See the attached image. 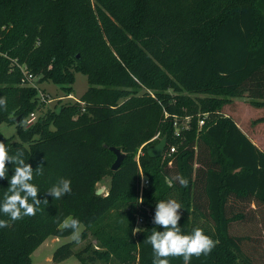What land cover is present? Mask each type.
<instances>
[{"label": "trees", "instance_id": "trees-1", "mask_svg": "<svg viewBox=\"0 0 264 264\" xmlns=\"http://www.w3.org/2000/svg\"><path fill=\"white\" fill-rule=\"evenodd\" d=\"M14 60L67 97L78 72L89 88L80 102L24 129L38 90L22 86ZM246 92L264 100V0H0V98L7 100L0 126L18 131L17 141L0 131V142L13 155L22 151L33 169L43 164V175L34 174L32 183L38 198L48 200L22 220L0 213L10 225L0 228V264H35L32 255L47 238L73 236L61 227L68 217L85 227L80 238L91 232L104 251L87 256L90 246L74 252L69 242L55 251L53 263L74 256L96 264L113 256L121 264H152V247L144 241L163 230L153 218L157 202L168 199L182 206L183 234L201 228L218 242L190 264H252L241 239L230 234L244 215L228 216L227 209L231 199L264 205V152L219 113ZM187 117L189 128L176 134L175 118L181 124ZM157 134L167 136L168 145L164 156L151 158L147 147L157 145L150 142ZM111 147L125 154L117 171ZM171 147L176 152L168 155ZM7 168L0 203L15 165ZM140 172L149 182L141 204ZM107 176L108 195H97ZM62 177L71 180L72 192L54 199L48 191ZM113 211L119 214L114 225ZM139 215L146 223L134 236ZM169 261L184 264L183 257Z\"/></svg>", "mask_w": 264, "mask_h": 264}, {"label": "rangeland", "instance_id": "rangeland-1", "mask_svg": "<svg viewBox=\"0 0 264 264\" xmlns=\"http://www.w3.org/2000/svg\"><path fill=\"white\" fill-rule=\"evenodd\" d=\"M34 83L38 90L37 106L35 108V111L33 112L35 113L36 120L31 125H29V116L22 124L24 129L30 128L35 123H37L38 120L46 118L55 110H57V112L59 109L62 111V106L68 103H75L77 102V100L80 101L81 97L86 93L89 88L87 76L80 72L75 74L73 97H67L62 87L55 85L51 82H40V80L37 79ZM258 102L262 103L264 102V100L255 99L253 97V93L246 92L240 97L230 98L229 102L222 107L219 113L225 117L232 118L240 127V129L245 134L247 133L251 139H253V131L258 126L260 121H264V106H257L256 103ZM183 123L186 124V126L189 125L187 121ZM0 131L6 138H11L15 141L18 140V131L16 125L2 124L0 126ZM157 140H161L160 134L158 139L150 142L153 143ZM143 176L145 180H148V178L144 174ZM110 182L111 177L107 176L97 185V189L104 188L102 195L106 196L108 194ZM147 187L148 185L144 186V190ZM141 189L142 175L138 188L139 204L142 203L140 197ZM227 214L228 216H233L235 214L244 215V219L233 222L231 224L230 234L241 239L240 244L242 247V251L244 255L251 260L252 264H264V205H256L254 203L250 204V202H243L242 200L236 201L234 199H231L227 209ZM118 216L119 214L117 211H113L111 213L110 223L112 225L115 224ZM140 219H143L142 216L139 215L138 217H136L134 236L139 235V233L144 228V224L146 223L145 219H143V222H141ZM84 230L85 227L81 226L79 242H77L73 238V236L66 239L59 238L57 241L56 237L47 238L46 241L33 253V262L35 264H55L52 261L53 254L58 248L69 242H75L74 252H80L81 250H84L86 247L90 246L89 251L84 253L87 256L94 255V253H92L94 250L98 252L104 251L96 236H94L91 232H88L85 237L80 238V235ZM58 264L81 263L76 257L73 256L68 260ZM96 264L121 263L115 257L111 256L108 261H97Z\"/></svg>", "mask_w": 264, "mask_h": 264}, {"label": "clouds", "instance_id": "clouds-1", "mask_svg": "<svg viewBox=\"0 0 264 264\" xmlns=\"http://www.w3.org/2000/svg\"><path fill=\"white\" fill-rule=\"evenodd\" d=\"M0 107L6 109V98H0ZM10 162L15 165L14 175L10 179V187L4 195L3 202L0 203V213L10 217L12 221L22 220L25 216H35L40 210L41 203H48L47 199L42 201L38 198L39 189L32 183L34 174L43 175V164L33 169L32 165L23 159L22 151L13 155L9 147L0 142V179L8 178L7 164ZM174 179L182 187L188 186V180L183 176L177 174ZM71 192V180L62 177L48 194L54 199H60ZM181 208V204L175 199L157 202L153 223L163 230H154L144 241L152 247L154 257L152 264H170V257H183L184 264H190L193 256L199 258L201 255H209L216 247L218 242L206 235L201 228H195L190 234L182 233L179 225ZM9 226L8 221L0 220V228ZM61 227L71 229L73 238L79 242L81 222L78 219L65 218Z\"/></svg>", "mask_w": 264, "mask_h": 264}, {"label": "built area", "instance_id": "built-area-1", "mask_svg": "<svg viewBox=\"0 0 264 264\" xmlns=\"http://www.w3.org/2000/svg\"><path fill=\"white\" fill-rule=\"evenodd\" d=\"M13 68H18L20 70V72L22 73V86L24 87H31V88H35L37 89V87L35 86V81L37 79H39L38 77L34 76L28 69V67L26 65H22L20 63H18L17 60H14L13 61ZM149 93L151 94V96L154 97L153 93L151 91H149ZM44 100V99H43ZM76 100V99H75ZM77 102H80L77 100ZM204 118L207 117V114H204L203 115ZM204 118H201L199 120V128L202 129V127L205 125V119ZM175 128H176V134H179V132L182 130V129H188L189 128V125L186 126V124H180V122L178 121L177 118H175ZM36 120L35 118V113H32L30 115V119L28 121V124L31 125L34 121ZM190 122V118L187 117L186 120L184 122ZM159 138V134H157V136L155 138H153L151 141H154L156 139ZM166 152V151H165ZM176 152V147H171L170 150L167 152L168 155H172ZM141 153V152H140ZM141 170V169H140ZM142 175V189H141V192H140V197L142 199V196H143V193H144V186H147L149 184L148 180H145L144 179V176L143 174L141 173ZM141 222H143V219H140Z\"/></svg>", "mask_w": 264, "mask_h": 264}, {"label": "water", "instance_id": "water-1", "mask_svg": "<svg viewBox=\"0 0 264 264\" xmlns=\"http://www.w3.org/2000/svg\"><path fill=\"white\" fill-rule=\"evenodd\" d=\"M79 57V56H78ZM60 109L58 110V114L60 113ZM19 121V120H18ZM17 121V122H18ZM167 145H168V138L167 136H164L157 145L155 146H148L147 147V153L148 155L151 157V158H159V157H162L164 154H165V151H166V148H167ZM111 151L116 155V161L114 162L113 166H112V170L113 171H117L124 159H125V154H123L121 152L120 149L118 148H115V147H111L110 148ZM110 189V188H109ZM104 188L102 189H97L96 191V194L97 195H102V192H103ZM109 192V190H108ZM108 195V194H107Z\"/></svg>", "mask_w": 264, "mask_h": 264}, {"label": "crops", "instance_id": "crops-1", "mask_svg": "<svg viewBox=\"0 0 264 264\" xmlns=\"http://www.w3.org/2000/svg\"><path fill=\"white\" fill-rule=\"evenodd\" d=\"M70 97H73L70 96ZM264 117V116H263ZM254 130V129H253ZM246 135L248 136V134L246 133ZM249 137V136H248ZM250 138V137H249ZM253 139L252 142L261 150L264 152V121H260V123L258 124V126L255 128V130L253 131ZM59 238L56 237V241ZM62 239H66V238H62Z\"/></svg>", "mask_w": 264, "mask_h": 264}]
</instances>
